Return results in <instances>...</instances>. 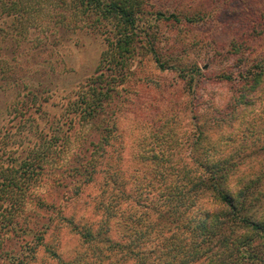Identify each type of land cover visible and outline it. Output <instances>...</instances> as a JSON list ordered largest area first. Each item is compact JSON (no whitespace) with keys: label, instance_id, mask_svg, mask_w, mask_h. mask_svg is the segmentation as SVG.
I'll list each match as a JSON object with an SVG mask.
<instances>
[{"label":"rangeland","instance_id":"374dc122","mask_svg":"<svg viewBox=\"0 0 264 264\" xmlns=\"http://www.w3.org/2000/svg\"><path fill=\"white\" fill-rule=\"evenodd\" d=\"M6 1L0 0L2 12ZM24 1L28 8L25 9L26 18L20 22V39L10 41V21L4 15L0 18V37L7 38L3 52H0L3 58L0 64L5 66L8 51L16 47L18 64L13 73L24 81L36 83L39 92L54 91L56 100H60L71 91L69 82L80 81L95 68L106 44L105 35L65 32L60 26H55L51 12L61 0ZM142 2V22L146 27L151 25L147 28L157 34V51L168 65L161 67L144 42H137L129 74L125 82L116 84L119 94L115 100L119 104L113 116L118 130L111 138V156L106 160L110 164L103 167L105 162L101 166L97 180L90 183L80 196L64 195V183L56 182L55 178L67 165L71 148L66 147L51 169V176L49 174L43 181L32 184L28 199L22 197L26 205L21 211L15 213L11 207L4 209L13 203V196L10 198L0 193V219L5 214L24 223H32L38 216L42 221H54L36 257L29 264H103L105 260L101 262L98 252L83 243L64 218L70 217L75 221L102 219L104 212L99 204L102 200L120 202L125 208L124 214L111 219L117 238H123L121 231L127 233L136 229L151 232L154 236L159 229V213L167 207L163 201L162 171L170 164L177 169L186 165L191 168L190 157L193 155H223L238 163L236 169L240 173L233 171L236 173L230 178L232 185L239 181L243 171L260 172L264 168V85L252 91L256 95L252 105L236 119L234 116L237 111V82L245 58L264 54L263 33L247 37L250 27H261L257 23L264 26V0ZM63 6L67 9L63 17L58 16L61 22L73 16L72 3ZM160 12L164 16L159 15ZM199 15L204 18L198 22L187 20V17ZM245 39H249L247 43H241ZM244 43H251V46L244 49ZM243 50L247 52L245 55ZM193 75L199 83L190 89L188 79L191 80ZM228 75L232 76L230 80ZM9 89L0 90V131L7 121L6 109L16 96L17 89ZM196 93L197 99H194ZM196 117H199L204 131L198 145L192 143L198 133ZM110 174L114 179L119 176L116 180H124L126 199L118 195V187L110 181L108 186L103 185ZM39 196L43 201L39 202ZM113 198L119 200L112 202ZM204 200L210 204L211 199L206 197ZM200 213V209L197 212L190 207L183 219L206 218ZM25 237L22 232L6 234L0 245V254L15 251V248L27 249L24 242L27 237L33 239V235ZM145 237L147 240V235ZM147 241L148 246H154L156 240ZM53 251L60 253L62 259L54 257ZM114 260L116 258L109 257L105 264L114 263ZM0 264H6L2 255Z\"/></svg>","mask_w":264,"mask_h":264},{"label":"trees","instance_id":"16d2710c","mask_svg":"<svg viewBox=\"0 0 264 264\" xmlns=\"http://www.w3.org/2000/svg\"><path fill=\"white\" fill-rule=\"evenodd\" d=\"M142 1L61 0L60 5L54 8L51 15L55 26H60L65 32L102 34L106 42L95 68L80 81L69 82L71 91L60 100H56L54 91L39 92L36 83L16 76L13 73L18 64L16 47L8 51L9 57L6 56L4 61L7 63L5 66L0 64V90H17L15 99L6 109L5 127L0 131V193L10 198L13 196V203L4 209L11 207L15 213L21 211L26 205L22 197L29 196L32 184L43 181L49 174L51 176V169L66 147L71 148L67 165L55 178L56 182L64 183V195L80 196L90 183L97 180L101 166L105 162L103 167L110 164L106 160L111 156V138L118 130L113 116L119 104L116 101L119 94L116 84L125 82L137 42H144L161 67L168 65L157 51V34L147 28L151 25L146 27L142 22ZM71 3L74 7L68 9L73 16L59 21L58 16L63 17L67 9L63 5ZM27 6L24 0H7L2 7L3 12L0 11V18L4 15L10 21V41L20 39V22L27 16ZM160 14L164 16L162 12ZM175 17L180 21L178 16ZM203 18L199 15L187 17V20L198 22ZM257 24L262 28L257 25L250 27L247 37L256 36L255 33L264 35V26ZM6 40V37H0V52H3ZM243 46L247 49L251 43ZM194 76L192 81L188 79L190 89L199 83ZM239 76L235 119L256 100L252 91L264 85V54L245 58ZM227 78L230 80L232 76ZM197 95L193 98L197 99ZM195 126L198 133L192 143L198 145L204 134L199 117H196ZM190 159L191 168L186 165L177 169L170 164L162 171L163 201L167 207L159 213V229L154 236L142 229L127 233L121 231L123 238L114 235L111 219L125 212L122 203L113 202L118 198H113V203L99 202L104 212L102 219L75 221L64 217L67 226L73 227L83 243L98 252L101 262L105 260L103 264L109 257L116 260L108 264H264V189H261L264 186V168L260 172L243 171L239 181L232 185L230 178L237 171L240 173L236 169V161L217 153L193 155ZM186 168V172L183 171ZM108 177L103 185L108 186L110 181L118 187V195L126 199L124 180H116L119 176L114 179L112 174ZM206 197L211 199L210 204L204 200ZM37 198H40L39 202L43 201L41 196ZM190 207L197 212L200 209V214L206 218L183 219ZM2 216L0 245L5 235L11 232H22L26 237L33 235V239L25 237L27 249L15 248V251L0 255L6 264H29L36 257L54 221H42L38 216L32 223H24L5 214ZM180 231L183 232L178 234ZM146 235L147 240H156L154 246L147 245ZM51 253L62 259L60 253Z\"/></svg>","mask_w":264,"mask_h":264}]
</instances>
